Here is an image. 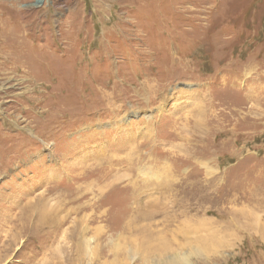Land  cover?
<instances>
[{
    "label": "rangeland",
    "instance_id": "1",
    "mask_svg": "<svg viewBox=\"0 0 264 264\" xmlns=\"http://www.w3.org/2000/svg\"><path fill=\"white\" fill-rule=\"evenodd\" d=\"M4 1L0 264H264V0Z\"/></svg>",
    "mask_w": 264,
    "mask_h": 264
},
{
    "label": "bare ground",
    "instance_id": "2",
    "mask_svg": "<svg viewBox=\"0 0 264 264\" xmlns=\"http://www.w3.org/2000/svg\"><path fill=\"white\" fill-rule=\"evenodd\" d=\"M12 4H8L4 0L0 2V73H3L5 71L9 72H21V73H27L30 74L32 73H38V71L44 69L45 64H40V61L43 60V55L41 54L42 52L40 51H32L31 47L33 43H28V38L30 37L29 34L26 36L24 35V30H25V23L24 22H14L13 17L14 14L16 13V17L22 18V13L19 11H16L15 9H12ZM24 15V14H23ZM36 42V40H34ZM35 44V43H34ZM38 44V43H37ZM38 46H40L38 44ZM37 45H35V48ZM35 50V49H34ZM51 59V58H50ZM45 60V59H44ZM56 62V61H55ZM11 68H8L10 67ZM6 69V70H5ZM8 69V70H7ZM58 70V69H57ZM43 73V72H41ZM40 73V74H41ZM40 79V78H39ZM41 80V79H40ZM149 88V87H148ZM147 92V91H146ZM119 128V127H117ZM119 132V131H118ZM124 138V137H123ZM118 141V140H117ZM121 144V143H120ZM119 145V144H118ZM124 148V147H123ZM132 161V160H131ZM135 161V160H134ZM133 162V161H132ZM134 163V162H133ZM136 163V162H135ZM137 164V163H136ZM103 164H99V166H96V170L98 173L96 174L97 176H101L104 174L105 169H101ZM131 166V165H130ZM100 167V168H99ZM72 168V167H71ZM130 168V167H129ZM138 167H131L130 170L136 171ZM73 169V168H72ZM92 168H89L88 171L92 172ZM87 173V172H86ZM89 173V172H88ZM80 176L84 175L83 173H79ZM77 175V174H76ZM89 177V176H88ZM87 177V178H88ZM86 178V177H85ZM92 178V177H91ZM90 180V179H89ZM92 180V179H91ZM77 184V183H76ZM85 184V183H84ZM125 184L122 186V188H133L135 186L134 182H129V183H122ZM82 186V185H81ZM121 187V186H120ZM100 194H98V202H103L101 200V197L104 195V189L103 188H98ZM116 190V189H115ZM114 190V191H115ZM124 190V189H123ZM72 191V190H71ZM74 191V190H73ZM72 191V192H73ZM76 191V190H75ZM81 191V190H80ZM78 191V192H80ZM103 191V193H101ZM125 191V190H124ZM130 191V190H129ZM82 192V191H81ZM71 194V193H70ZM76 194V192L74 193ZM87 195V194H85ZM68 196V195H67ZM105 196V195H104ZM70 197V196H69ZM76 197H74L75 199ZM78 198V197H77ZM87 198V197H86ZM106 201V200H105ZM38 202V201H37ZM41 203V202H40ZM37 204V203H36ZM40 205V204H39ZM103 206V204H100ZM36 206V205H34ZM101 206L98 205V208ZM45 207V206H44ZM35 209V208H34ZM31 211V209H30ZM41 211V210H40ZM28 215V214H27ZM33 216V215H32ZM45 213L43 214H37V223L36 225L40 228L43 229L45 228L46 225H48L50 222H47ZM53 221L54 219L51 218ZM6 222V221H5ZM26 222H28L26 220ZM56 222V220H55ZM58 222V221H57ZM26 224V223H25ZM33 224V223H32ZM53 224H56L53 222ZM35 225V226H36ZM57 225V224H56ZM34 226V225H33ZM84 226V225H83ZM26 227L23 226V229L20 233L24 232V229ZM30 229V228H29ZM32 229V228H31ZM58 231V228H56ZM60 229V228H59ZM76 229V228H75ZM84 232H87V230H82ZM73 233V232H71ZM89 233V232H88ZM75 235V234H73ZM78 235V234H77ZM71 237V236H70ZM73 237V236H72ZM80 237V234H79ZM83 238V237H82ZM81 238V239H82ZM76 241V240H74ZM80 245V243H78Z\"/></svg>",
    "mask_w": 264,
    "mask_h": 264
}]
</instances>
